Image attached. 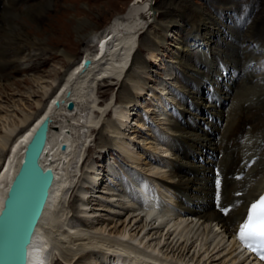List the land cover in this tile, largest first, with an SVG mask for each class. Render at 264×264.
I'll list each match as a JSON object with an SVG mask.
<instances>
[{
	"label": "bare ground",
	"instance_id": "obj_1",
	"mask_svg": "<svg viewBox=\"0 0 264 264\" xmlns=\"http://www.w3.org/2000/svg\"><path fill=\"white\" fill-rule=\"evenodd\" d=\"M19 1L5 0L3 11L17 17L18 15L14 11V3ZM141 3L144 4V0L134 2L128 16L115 18L114 22L102 33L97 31L96 25L89 17H74L76 34L80 41L88 39L87 44H90V51H94V53H87V56L82 58L79 64H77L75 57L70 56L65 51L57 50L56 54H52L51 57L62 54L63 61L68 65L65 75L60 78V84L44 98L43 105L36 113L23 117L20 127L5 133L2 137L0 213L9 188L24 159L26 147L46 118L53 120L57 111L63 108L68 110V112L72 111L69 110L68 104L73 101L81 104L84 108L83 112L86 109L98 108L103 112V116L106 113V107H99L100 105L96 104L97 100L92 101V97L88 94V91H90L88 84H96L100 79L111 78L112 76L117 78L120 88L116 96V104H121V106L131 103L133 100V93L129 83H133L136 90L141 89L146 84L138 73L147 68L139 48L141 46L144 47L152 56L156 57L158 43L162 42L163 39L157 34L148 33L150 26L148 27L149 22L143 21L145 17L142 16L143 12L153 10L160 13V16L167 22L183 19L182 22L184 23L185 20L186 27L190 33L193 31V36L200 41H207V34L205 35V32H203L206 27V30H208L210 25L219 26L223 24L219 20H214L204 11L194 8L188 0H165L162 3L159 2L160 4L153 8L150 7V4L142 7ZM45 5L50 8L48 1ZM44 6H41L40 12H37V15L35 14L36 16H33L32 19L36 21L38 17L42 16L45 10ZM12 23L5 21L1 25L3 34L0 47L5 46L6 52L12 49V52L17 55L19 50L25 51V45L27 47V45L32 46L35 44L39 45L44 52L51 51L44 40L28 36L22 28ZM252 28L245 30L244 34L241 35L242 38L238 37V35L234 37L235 32H231V37L235 38L236 43L232 45L229 56L225 55V57H222L221 54L217 53L213 57V53L209 51L204 53L203 63L199 66L191 60L186 61L188 58L186 52L183 51V46L179 45V52L181 53L178 65L181 68V72L187 76V80L185 84L179 82L180 91L182 92L179 96L182 101L178 102L175 107L173 106L174 114L168 120L169 129H167V134L169 135L170 131L173 141L168 144L167 148L168 152L175 157V161L168 165L170 168L168 177L164 181L160 178L157 182L175 193L178 208L176 212L173 210L174 213L160 211L154 202L151 203L147 210L143 209L141 205L140 207L137 204L133 205V201L131 204L133 207H137L135 210L124 207V204L122 206L123 210L136 213L135 215L133 214V220L122 227V229L120 227L123 226V223L119 227L117 221L114 224L110 222L108 224L105 222V224L98 219H80L79 215H73L67 221V224H62L57 209H60L59 206L64 202V197L68 196V193L71 192L70 190L73 189L72 183L69 181V175L72 171L70 169H72L75 156L71 158L72 155L70 153L73 154L75 152L74 148L76 145L72 141V137L68 135V131H66L69 126L63 127L62 125L61 132L55 134L52 132V126H50L48 144L41 164L44 169L51 168L54 170L56 181L51 190L50 202L37 229L33 246L30 248L29 264H48L47 260L50 259L53 251L59 250L62 246L64 247V239L70 237L71 234L67 230L70 229L72 231L77 222H81L84 227L94 231H98V226H100L102 233L109 232L111 236L115 235L117 237L114 239H106L104 237L103 240L97 241L98 236L94 234L95 236L89 237L91 233L85 234V231L80 228L84 234L79 231H77L79 235L75 233L76 236L74 235L75 237L71 238L73 246L76 245L74 242L85 240V236L88 239L94 237V241L96 240L97 243L94 242L95 244L90 246L87 244L89 241H86V244L81 242L83 244L82 248L73 251L74 254L71 258H66L70 264H90L94 259L100 257L98 248L108 253H114L116 252L114 249L119 246H124L125 249L123 250H125L126 254H113V256L116 255L115 259L112 257L108 259L109 256H106L105 264H122L124 262L139 264L141 255L158 261L154 254L143 252L138 247L130 245V243L125 246V242H123L125 237L128 236L127 234L131 235L133 232L131 239L135 241L145 231V236H143L145 240H153V236L160 231L161 237L158 245L162 246V239L164 238L167 241L164 246L168 249L166 250L169 253L168 255L173 254L180 256V258L184 257L185 260L198 243L197 240H193L195 236H198L201 227L205 228L202 234V240L205 241V244L201 246V249L203 250L204 246L207 243L209 244L205 253L213 254L219 249L223 241H226L230 243L232 252L236 254V262L238 264H253L248 260L247 252L241 248V244L235 236L238 231V225L244 222L246 218V210L250 203L264 192V25L258 29V32ZM146 34L147 36L142 38ZM219 34L220 32L217 33L218 36ZM14 35L17 38L16 40H18V48L15 47L17 45H14L15 41L10 43V39H7V37H13ZM205 44H208V41ZM1 52L2 50H0V65H6L7 60H3V52ZM256 52H259V54H256ZM41 54L44 55L45 53L41 52ZM226 63H233L234 68L239 70L242 75V85L236 94L230 87L232 76L228 74L224 77ZM219 76L224 78L219 79ZM6 77L7 74L4 76L0 75V83ZM204 86L208 90L206 92H209V94L205 95L207 97L201 93ZM244 93L247 94V97L243 100ZM216 97L223 99V101H228L227 108L217 106L215 104ZM110 106V104H107V108ZM122 110L115 109V121L123 115ZM206 117L213 118H209L207 121ZM183 118L186 119L185 122L182 121ZM89 122V125H100V120L96 121L90 118ZM113 124L115 122L111 123L107 119L103 121V126L97 132L95 138L99 148L107 149L110 146V136L107 131L111 130V133L118 134L117 132L120 129L116 126L113 127ZM87 127L91 126L86 123L83 124L80 131ZM93 133H96V131ZM160 141L163 140L160 139ZM63 145H67L65 150L62 149ZM129 158L135 162L137 160L134 156ZM254 158L256 159L253 164H249ZM200 162L203 164H200ZM161 164L165 165L162 161ZM219 179H221V183L218 182ZM88 180L94 179L87 177V180L84 179L85 182L83 181V184L89 183ZM143 187L141 191L144 194L145 188ZM240 191H243L242 196H237ZM89 192L82 191L80 196H74L72 203L73 208L75 206V209H77V211L74 210L75 212H80L77 206L85 209L84 211L81 210L85 215L92 212V208L91 211H87L89 205H91V200L87 204L83 200L84 197L86 198L84 194ZM131 192H133L132 189ZM138 198L140 201V197ZM237 202L239 203L238 205ZM234 203L236 207L228 213L227 209ZM106 210L108 212L111 209L107 208ZM94 212L91 216L97 215ZM142 213H144V216ZM169 214L180 217V220L172 222L174 221L173 218L164 227H162L163 223L160 222V230L159 226L156 227L155 222L152 224V220L163 221ZM183 217H186L187 221L191 219L188 225L189 230L185 234L182 233L180 238H177L175 232L177 233L176 230L184 224L185 218L183 219ZM76 218L80 219V221H76ZM50 226L53 228L49 229ZM66 227L68 228L66 229ZM217 228L221 230L224 238L220 239L221 236L215 234V229ZM77 229L79 230V228ZM51 230L54 234L57 233L61 239L57 238V236L52 237ZM156 230L157 232H154ZM121 238L124 239L122 240ZM210 239H213L211 243H209ZM104 247H107V250ZM153 250L156 251L157 249L154 248ZM53 258L56 259L57 257ZM195 258L194 253L192 261ZM143 263L146 264L147 262L144 261Z\"/></svg>",
	"mask_w": 264,
	"mask_h": 264
},
{
	"label": "rangeland",
	"instance_id": "obj_2",
	"mask_svg": "<svg viewBox=\"0 0 264 264\" xmlns=\"http://www.w3.org/2000/svg\"><path fill=\"white\" fill-rule=\"evenodd\" d=\"M47 1L50 3V8H47L46 5L44 6ZM136 1L137 0H20L14 3V11L18 15L15 17L3 11L5 0H0V41L2 40L3 34L1 25H3L5 21L8 23L13 22V25H18L28 36L44 40L46 45L51 49L50 52H44L39 45H27V47L25 45V51L19 50L18 54L16 53L17 55H15L12 49L6 52L4 49L5 46L2 48L0 47V50L3 52H1L3 54V60H7L6 65H0V75L4 76L7 74V77L0 83V157L3 153V141L1 140H3L2 137L5 133L20 127L23 117L36 113L43 105L44 98L60 84V78L65 75V70L68 65L63 61L62 54L52 57L51 55L56 54L57 50L65 51L70 56L75 57L77 59V64H79L81 59L87 56V53H94V51H90V44H87L88 39L86 41H80V38L76 34L74 17H89L96 25L97 31L102 33L114 22L115 18L128 16ZM161 1L163 2L165 0H144V4L141 3V6L143 7L150 4V7L153 8L162 3ZM188 2L197 10L204 11L214 20H219V22L223 23L219 26L210 25L208 30H206L207 27L203 30L205 35L207 34L208 44H205L207 41H200L195 38L193 36V31L190 33L189 29L186 27L185 20L184 23L182 22L183 19L167 22L160 16V13L153 10L145 13L143 12L142 16H145L143 21L149 22L148 27L150 26L148 33L157 34V36L163 39L162 42L160 41L158 43V53L156 57L152 56L144 47L141 46L139 48L147 68L138 73L147 85L145 84L141 89L136 90L134 89V84L129 83V87L133 93V100L131 103L121 106V104H116V96L120 88L117 78L112 76L111 78L100 79L96 84H88L90 86L88 94L92 97V101L97 100L96 104L100 105L99 107H106V113L103 116V112L98 108L92 110L86 109V111L83 112L84 108L81 104L73 101L75 107L72 111L68 112V110L63 108L57 111V114L53 117L51 125L52 132L54 134L59 133L61 132L60 130H62V125L63 127L69 126L66 131H68V135L72 137V141H74L76 145L74 148L75 152L73 154L70 153L72 155L71 158L75 156L72 169H70V171H72L69 175V181H71L73 189L70 190L71 192L68 193V196L64 197L65 200H63V205L59 204L62 208L59 206L60 209H57V213L59 212V215H57L61 217L60 220L62 224H67V221L73 215H79L78 217H80V219H98L101 223L107 222V224L109 222L114 224L117 221L119 227L123 223L120 229L128 225L129 222L133 220L136 213L123 210L122 206L124 204V207H129L130 210H135L137 207L132 206V204L136 205V203L124 194V189L125 191L126 188L130 190V186L139 189L136 183L138 177L150 178L153 183H155L158 178H162V181H164V179L168 177L170 171L168 166L169 163L175 161V157L168 152L169 150L167 148L168 144L173 141V136H171L170 131L169 135L167 134V129H169L168 120L169 117L174 114V107L178 102L182 101L179 96L182 94L179 84H185L187 80V76L181 72V68L178 65L181 53L179 52V45H182L183 51L186 52V56L188 57L186 61L191 60L199 66L203 63L204 53L210 51L213 53V57H215L217 53L221 54L222 57H225V55L229 56L232 45L236 43L235 36L237 37L238 35V37L242 38L241 35L250 27H253L252 29L258 32V29L264 25V0H188ZM42 5L45 10L42 16L38 17L35 21V19L32 18L37 15V12H40ZM218 32H220L219 36L217 35ZM231 32H235L233 38L231 37ZM145 36H147V34L142 38H145ZM13 37H15L14 40ZM13 37L9 36L7 39H10V43L15 41L14 45H17L15 47L18 48V40H16L17 38L15 35ZM41 52L45 54L42 55ZM257 53L259 54V52H256V54ZM226 64L224 77L228 74L232 76L233 79L230 83V87L236 94L237 90L242 85V75L239 70L234 68L233 63ZM2 72L3 74H1ZM224 77L219 76V79ZM73 85L76 86L75 83H73ZM206 87L208 86L206 85ZM206 87L204 86V88H202L203 90L201 89V93H203L204 96L209 94V92H206ZM246 97L247 94L244 93L243 100L246 99ZM107 104L111 106L107 108ZM215 104L225 108L228 105V101H223V99L216 97ZM116 108L123 109V115L118 117V120L115 121ZM74 118L76 119L74 120ZM90 118L96 121L100 120V125H89ZM209 118L206 117L207 121ZM106 119L111 123L115 122L113 127H119L120 130L117 132L118 134L111 133V130L107 131V134L110 136V146L107 149H102L99 148L95 138L97 132L101 130L103 126V121ZM182 121L185 122L186 119L183 118ZM85 123L91 127H87L80 131L81 126ZM96 127L97 129H95ZM94 131H96V133H93ZM160 139L164 142L160 141ZM130 156H134L137 159H135L136 162L130 159ZM161 161L165 165L161 164ZM75 162L77 163L75 164ZM200 164L203 163L200 162ZM166 167L169 169L167 170ZM87 177H92L94 180H88L89 183L83 184L84 179L87 180ZM143 186H145V184L140 186V188ZM82 191H90L88 194H84L86 198L84 197L83 199L86 204L91 200V205H89L87 211H91L92 208V212L86 213V215L81 212V210L84 211L85 209H82L80 206H77L80 212H75L77 209H75V206L73 208L72 203L74 196H80ZM132 191V196L134 197V190ZM140 192L144 195L141 189ZM118 198L119 200H117ZM136 198L139 200L138 197ZM107 208H110L112 211H105ZM93 212L97 215L91 216ZM142 215L144 216V213H142ZM169 215H167L163 221L158 222L157 219H154V221L152 220V224L155 222L156 227L159 226L160 230V222L163 223V225H161L164 227L169 221H172L173 218L174 221L172 222L180 220V217ZM80 219L76 218V221H80ZM183 219L185 220L184 224L176 230L177 233L175 232L177 238H180L182 233L185 234L186 231L189 230L188 225L191 219H189V221H187L188 219L186 220V217H183ZM77 225L75 224L72 231L70 229L67 230L73 236L70 235V237L64 239V247L62 246L59 250L53 251L50 259L47 260L48 264H54L53 261L55 258L53 257H57L55 259V264H70L67 262L66 258H71L74 254L73 251L81 249L82 243L86 244L89 241L87 244L92 246V244L97 243V241L103 240L104 237H106V239H114L117 237L115 235L111 236L109 232L103 231L105 234L102 233L100 226H98V231H94L93 229L84 227L81 222H77ZM50 228L51 226L49 229ZM67 228L68 227H66V229ZM77 228H79V230ZM80 228L85 231V234L91 233L92 235L89 234V237L98 236V240L94 241V237L88 239V237L85 236V240L74 242L76 245L73 246L71 238L79 235V232L84 234ZM203 230H205V228L201 227L198 236L194 237L193 241L197 240L198 243L185 260L184 257L180 258V256L173 254L168 255L169 253L166 251L168 249L164 246L167 241H165L164 238L162 239V246H159L160 244L158 245L161 237L160 231L153 236V240L143 239L146 231L135 241L131 239L133 232L131 235L127 234L128 236H126L125 239H121H124L123 242H125V246L130 243V245L138 247L143 252L154 254L156 259H158V261H156L155 259H150L141 255V259L138 258L140 260L139 264H144V261L150 264H238V262H236L237 256L232 252V247L229 245V242L223 241L219 249L213 254L205 253L209 244L207 243L204 249H201V246L205 244V241L202 240ZM154 232H157V230ZM51 233L52 237L57 236V238L61 239L57 233L54 234L53 231ZM75 233L77 234L75 235ZM215 234L221 236L220 239L224 238L221 230L218 228L215 229ZM212 240L213 239H210L209 243H211ZM154 248L157 250L154 251ZM70 249L72 250L68 251ZM104 249L107 250V247H104ZM123 249H125L124 246H119L114 249L116 252H110V255V253L105 250L98 248L100 257L94 259L90 264H105L106 256H109L108 259L110 257L115 259L116 255L113 256V254H126ZM194 253L196 258L192 261ZM211 256L212 258H210ZM122 264H128V262Z\"/></svg>",
	"mask_w": 264,
	"mask_h": 264
},
{
	"label": "water",
	"instance_id": "obj_3",
	"mask_svg": "<svg viewBox=\"0 0 264 264\" xmlns=\"http://www.w3.org/2000/svg\"><path fill=\"white\" fill-rule=\"evenodd\" d=\"M74 107L73 102L68 104L69 110ZM51 123L52 119L46 118L32 136L4 201L0 213V264L30 262V248L56 181L54 170L44 169L41 164Z\"/></svg>",
	"mask_w": 264,
	"mask_h": 264
},
{
	"label": "snow or ice",
	"instance_id": "obj_4",
	"mask_svg": "<svg viewBox=\"0 0 264 264\" xmlns=\"http://www.w3.org/2000/svg\"><path fill=\"white\" fill-rule=\"evenodd\" d=\"M246 217V222L238 225L239 239H255L260 247L264 248V195L246 210ZM260 259L264 260V255H261Z\"/></svg>",
	"mask_w": 264,
	"mask_h": 264
}]
</instances>
